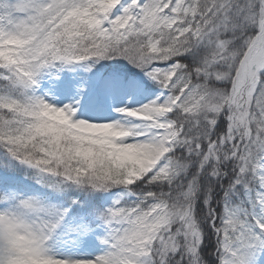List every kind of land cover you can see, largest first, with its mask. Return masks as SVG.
I'll list each match as a JSON object with an SVG mask.
<instances>
[{
    "label": "snow or ice",
    "instance_id": "obj_1",
    "mask_svg": "<svg viewBox=\"0 0 264 264\" xmlns=\"http://www.w3.org/2000/svg\"><path fill=\"white\" fill-rule=\"evenodd\" d=\"M0 264H264V0H0Z\"/></svg>",
    "mask_w": 264,
    "mask_h": 264
}]
</instances>
